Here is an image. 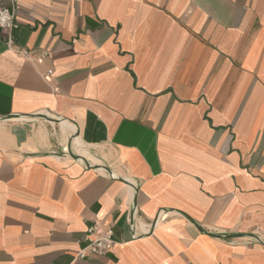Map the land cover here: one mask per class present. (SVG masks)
<instances>
[{
    "label": "crops",
    "instance_id": "0c3cea01",
    "mask_svg": "<svg viewBox=\"0 0 264 264\" xmlns=\"http://www.w3.org/2000/svg\"><path fill=\"white\" fill-rule=\"evenodd\" d=\"M0 4V264H264V0Z\"/></svg>",
    "mask_w": 264,
    "mask_h": 264
},
{
    "label": "built area",
    "instance_id": "2783aa9c",
    "mask_svg": "<svg viewBox=\"0 0 264 264\" xmlns=\"http://www.w3.org/2000/svg\"><path fill=\"white\" fill-rule=\"evenodd\" d=\"M18 5L19 0H13ZM19 27L16 20L15 8L11 9L0 4V28L14 30ZM14 36H9V44H13ZM22 54L27 58H33L36 54L32 50L23 49ZM49 73H52L50 71ZM133 226V225H132ZM87 244L77 251L79 258H93L106 255L116 244L114 227L102 221H95L86 231Z\"/></svg>",
    "mask_w": 264,
    "mask_h": 264
}]
</instances>
